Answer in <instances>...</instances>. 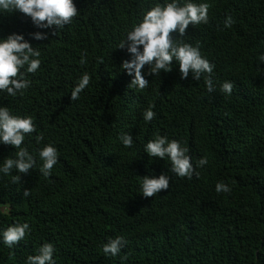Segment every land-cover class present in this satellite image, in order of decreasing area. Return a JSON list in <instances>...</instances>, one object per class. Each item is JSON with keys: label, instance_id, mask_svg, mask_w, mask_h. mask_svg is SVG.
<instances>
[{"label": "trees", "instance_id": "1", "mask_svg": "<svg viewBox=\"0 0 264 264\" xmlns=\"http://www.w3.org/2000/svg\"><path fill=\"white\" fill-rule=\"evenodd\" d=\"M157 2L73 0L77 14L60 30L38 29L19 11L0 13V38L23 34L40 52L39 68L25 73L30 87L14 97L0 92V105L35 127L21 145L33 168L0 173V230L29 225L11 248L0 242V264H25L44 243L53 245L55 264H264V61L257 59L264 0H207V24H190L180 38L170 33L214 64L212 92L203 76L181 79L174 61L171 71L145 76V89L128 87L132 77L120 64L129 54L117 45ZM37 31L47 38L33 39ZM84 72L89 85L71 100ZM225 81L231 94L220 91ZM150 105L155 115L145 121ZM123 133L131 147L118 139ZM157 135L188 149L191 177L144 153ZM45 144L58 157L47 177L38 157ZM16 151L0 144V164ZM202 157L207 164L197 167ZM162 173L168 189L144 197L142 177ZM217 182L230 191L217 193ZM117 236L120 252L105 255L102 246Z\"/></svg>", "mask_w": 264, "mask_h": 264}, {"label": "clouds", "instance_id": "2", "mask_svg": "<svg viewBox=\"0 0 264 264\" xmlns=\"http://www.w3.org/2000/svg\"><path fill=\"white\" fill-rule=\"evenodd\" d=\"M209 4L207 0H163L142 13L138 23H134L130 30L122 35L117 48L125 49L129 58L122 60L120 67L132 78L129 88L137 90L145 89L149 80L145 76H156L163 71L167 73L173 68V61L178 65L181 79L187 78L191 73L192 79L199 80L204 77V84L208 92H212L214 83L212 79L214 64L202 56L199 46H192L180 37L185 35L187 27L208 23ZM19 11L31 19L32 24L38 29H51L55 26L60 30L67 25L77 14L73 0H0V13ZM231 17H226L224 27L232 25ZM176 32L177 39H173L170 33ZM48 33L37 31L31 34L35 40L47 38ZM40 52L25 40L23 34L12 33L0 38V92L8 96L23 94L22 90L30 87L25 73H34L40 66ZM257 59L264 61V53H260ZM85 62L83 57L80 61ZM147 65V71L142 74V69ZM89 74L84 72L72 87L70 99L76 100L79 94L89 85ZM220 91L231 94L233 84L225 81L220 84ZM154 112L151 105L143 112V119L150 121ZM35 130L30 116H19L10 113L8 107L0 105V144L11 145L18 151L15 158H4L0 164V173L8 174L13 168L18 173H26L33 168L35 160L28 150L21 147L26 134ZM118 139L124 147L133 144L132 135L121 134ZM41 140L36 137L37 143ZM148 156L170 161V171L177 177H191L193 165L186 154L188 149L181 146L177 140H169L167 137L157 135L147 141L143 147ZM39 160L42 162L41 173L47 177L54 164L57 163V149L52 144H45L38 151ZM207 164V159H199L197 167ZM19 176L13 177V182ZM169 187V177L165 174L159 176L145 175L139 182L140 193L144 197H152L154 194L166 190ZM217 193L230 191L228 185L223 182L215 184ZM28 191H24V196ZM29 225L27 223H14L6 229L0 230V242L11 248L25 237ZM124 240L117 236L102 246L105 255H117L123 247ZM53 245L44 243L37 249L35 255H29L25 264H55L53 260Z\"/></svg>", "mask_w": 264, "mask_h": 264}]
</instances>
